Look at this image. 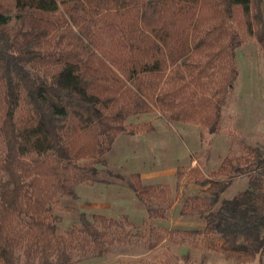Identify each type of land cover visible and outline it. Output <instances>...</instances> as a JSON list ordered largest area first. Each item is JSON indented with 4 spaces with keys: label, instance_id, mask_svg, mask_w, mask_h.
Segmentation results:
<instances>
[{
    "label": "trees",
    "instance_id": "1",
    "mask_svg": "<svg viewBox=\"0 0 264 264\" xmlns=\"http://www.w3.org/2000/svg\"><path fill=\"white\" fill-rule=\"evenodd\" d=\"M14 3L20 24L13 29L7 30L9 17L0 12V264H72L87 254H107L113 245L128 243L134 235L158 244L171 230L146 219L141 230L127 217L100 213L90 218L82 214L77 224L57 233L58 199L74 196L79 184L96 181L97 165L119 133L154 129L151 124L126 128L129 102L137 110H150L155 101L176 120L205 110L203 124L208 133H217L228 87L236 77L233 52L239 42L235 34L229 59L220 64L223 47L208 51L206 62L189 81L171 90L157 91L141 78L159 73L164 55L176 64L192 49L209 48L238 8L249 15L255 4L252 17L262 22L264 0ZM61 7L83 39L85 54L17 42L19 35H46L44 29L35 31L42 25L54 27L42 14ZM28 18L31 27L23 29ZM208 20L218 21V30L198 37V25ZM254 34L264 48L263 25ZM226 64L228 70L223 71ZM39 66L53 69L39 73ZM215 71L224 76L213 90ZM239 175L248 177L249 186L219 200ZM192 176L208 195L190 196L182 210L205 218L203 231L222 238L220 247L234 257L235 264H261L260 259L253 262L264 253V152L252 147L246 155H227L216 171L204 175L193 168ZM130 180L149 216H162L163 209L153 205L168 201L166 190L144 185L138 173H132Z\"/></svg>",
    "mask_w": 264,
    "mask_h": 264
},
{
    "label": "rangeland",
    "instance_id": "2",
    "mask_svg": "<svg viewBox=\"0 0 264 264\" xmlns=\"http://www.w3.org/2000/svg\"><path fill=\"white\" fill-rule=\"evenodd\" d=\"M256 9L253 4L250 14L246 15L238 8L235 18L226 19L222 24L220 36L213 39L209 48L192 49L176 64L164 55L162 70L141 78L148 86H155L157 91L171 90L189 81L191 75L206 62L208 51L216 52L223 47L220 64L229 59V44L235 34L239 42L233 52L236 77L228 87L221 108L218 132L208 133L202 121L205 110L191 118L176 120L170 117V111L164 105L155 101L150 110H137L129 102L125 105L129 109L124 118L126 128L151 124L154 129L135 134L127 131L119 133L104 153L103 161L97 165L96 181L90 185H77L74 196L60 197L58 208L54 211L58 217L57 233H63L77 224L82 214L90 218L93 213H100L116 219L127 217L141 230V223L146 219L154 226L171 230V235L155 245L149 244L146 237L134 235L128 243L113 245L107 254H87L76 258L72 264H235L234 257L222 251V238L203 231L205 218L186 213L182 208L190 196L208 195L205 187L195 182L193 168L208 175L219 168L227 155H246L252 147L264 152V48L254 34L258 26L264 27V17L262 22L257 23L252 17ZM262 11L264 13V8ZM0 12L9 17L7 30L20 24L15 16L14 0H0ZM42 16L52 21L54 27H37L36 32L44 29L47 34L19 35L18 43L29 41L33 48L71 49L85 54L84 41L78 36L77 28L70 25L62 7L55 13H43ZM30 21V18L26 19L23 29L31 27ZM218 23L216 20L201 23L197 36H206L210 29L217 31ZM90 28L93 30L92 25ZM104 39L108 40V35H104ZM51 69L52 66H39L36 71L50 72ZM222 70H228L227 64ZM223 73L214 72L215 81L211 89L214 90L222 81ZM132 173H138L144 185L166 190L168 201L153 205V208L163 209L162 216H149L147 206L130 186ZM248 186V177L239 175L219 200L230 198ZM259 259L264 264V253L253 263H258Z\"/></svg>",
    "mask_w": 264,
    "mask_h": 264
}]
</instances>
